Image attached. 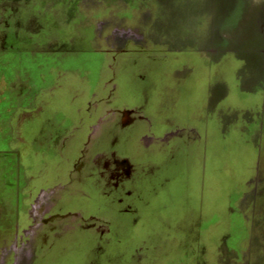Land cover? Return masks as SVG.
<instances>
[{
    "label": "rangeland",
    "instance_id": "rangeland-1",
    "mask_svg": "<svg viewBox=\"0 0 264 264\" xmlns=\"http://www.w3.org/2000/svg\"><path fill=\"white\" fill-rule=\"evenodd\" d=\"M2 55L0 264H264V0H0Z\"/></svg>",
    "mask_w": 264,
    "mask_h": 264
},
{
    "label": "crops",
    "instance_id": "crops-1",
    "mask_svg": "<svg viewBox=\"0 0 264 264\" xmlns=\"http://www.w3.org/2000/svg\"><path fill=\"white\" fill-rule=\"evenodd\" d=\"M34 38V37H33ZM29 39V40H33V41H31V44L32 45H34V44H37L36 42V40L35 39ZM36 39H37V37H36ZM11 39L9 38V39H6L5 40V44H3L2 46L5 48V50L7 51V52H12V50H8L7 49V44H8V42L10 41ZM15 40V39H14ZM18 40V39H17ZM20 40V39H19ZM29 40H23V41H28L29 42ZM11 41H13V40H11ZM4 42V41H3ZM47 43H50V42H47ZM46 43V44H47ZM30 44V45H31ZM42 44V43H41ZM30 45H28V47L26 46V47H23L22 49H19V50H23V51H28L29 50V46ZM39 46H40V44H38ZM42 46V45H41ZM55 47H56V44H55ZM55 47L53 48V50H58V49H55ZM5 50H3V51H5ZM19 50H17V51H19ZM22 57V56H21ZM29 57V56H28ZM38 57V56H37ZM36 57V58H37ZM31 58V57H30ZM9 59V60H8ZM10 59H12L11 57H9L8 55L7 56H4V55H2L1 57H0V64L2 63V64H4V63H9V62H11V60ZM11 69L12 68H10V66L7 68V73H8V77H9V75H10V71H11ZM29 75H31V74H29ZM7 77V78H8ZM31 77V76H30ZM9 79V78H8ZM31 85V84H30ZM3 97H2V100H0V101H3V100H5V96H9V99H8V101L10 102V103H16L17 104V106H18V103L20 102V103H22L23 104V106L25 107V109H28V108H31V110L33 109V108H35L36 107V104L37 103H40V102H42V99L44 100V102L45 103H49L48 101H50L51 99H54L53 97V95H49V96H51V97H47V98H44V94L42 93V91L40 90V89H38V88H36V87H33V86H24V87H22V89H21V87H16L15 88V90H12L10 87L9 88H7V89H4L3 90V92H2V94H1ZM41 97H43V98H41ZM242 194H243V192H242ZM242 194H241V196L239 197V200H240V198L242 197ZM262 197H264V194H263V196ZM238 200V201H239ZM241 213H242V211H241ZM243 214V213H242ZM242 216H244V215H242Z\"/></svg>",
    "mask_w": 264,
    "mask_h": 264
},
{
    "label": "trees",
    "instance_id": "trees-1",
    "mask_svg": "<svg viewBox=\"0 0 264 264\" xmlns=\"http://www.w3.org/2000/svg\"><path fill=\"white\" fill-rule=\"evenodd\" d=\"M8 99H9V96H5V100L2 101V103L4 104L3 107H8L7 110H3L4 114H5L6 111H9L8 113L10 114V113H11V112H10V111H11L10 108H13V109L16 108V107H15V104H14V103H10V102L8 101ZM2 115H3V114H2Z\"/></svg>",
    "mask_w": 264,
    "mask_h": 264
},
{
    "label": "flooded vegetation",
    "instance_id": "flooded-vegetation-1",
    "mask_svg": "<svg viewBox=\"0 0 264 264\" xmlns=\"http://www.w3.org/2000/svg\"><path fill=\"white\" fill-rule=\"evenodd\" d=\"M117 186H120V185L118 184ZM129 187H130V185H129ZM129 187H128V188H129ZM126 189H127V187H126ZM130 189H131V188H130ZM130 189H127V190H126V195L130 194V193L133 191V190L131 191Z\"/></svg>",
    "mask_w": 264,
    "mask_h": 264
}]
</instances>
